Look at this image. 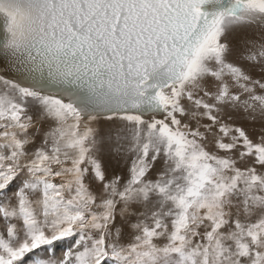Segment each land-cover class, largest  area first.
I'll list each match as a JSON object with an SVG mask.
<instances>
[{
	"label": "snow or ice",
	"instance_id": "1",
	"mask_svg": "<svg viewBox=\"0 0 264 264\" xmlns=\"http://www.w3.org/2000/svg\"><path fill=\"white\" fill-rule=\"evenodd\" d=\"M0 264H264V0H0Z\"/></svg>",
	"mask_w": 264,
	"mask_h": 264
},
{
	"label": "rangeland",
	"instance_id": "2",
	"mask_svg": "<svg viewBox=\"0 0 264 264\" xmlns=\"http://www.w3.org/2000/svg\"><path fill=\"white\" fill-rule=\"evenodd\" d=\"M59 254V253H58Z\"/></svg>",
	"mask_w": 264,
	"mask_h": 264
}]
</instances>
